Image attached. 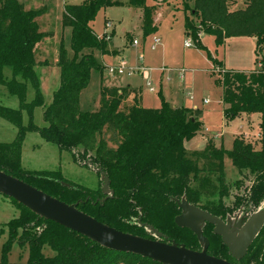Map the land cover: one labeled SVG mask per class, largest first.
<instances>
[{
  "label": "trees",
  "instance_id": "16d2710c",
  "mask_svg": "<svg viewBox=\"0 0 264 264\" xmlns=\"http://www.w3.org/2000/svg\"><path fill=\"white\" fill-rule=\"evenodd\" d=\"M171 1L85 0L80 5H65L63 26L71 29L72 54L61 43L57 62L60 85L54 92L52 103L47 106L35 70L38 66L35 49L46 37L38 23L43 12L41 9H25L18 0H0V84L20 101L19 109L0 105V117L18 129L13 142L0 143V171L69 205L79 203L80 211L119 231L201 251L203 245L197 236L175 223L182 212L177 201L184 198L213 216L224 217V207L202 200L203 196L224 191L221 187L226 159L239 173L254 177L247 202L259 207L264 201V59L260 71L225 69L216 81L223 88L224 113L228 119L241 115L261 116L259 149L243 138H236L230 150L210 143L191 153L186 146L202 129V112L174 108L163 98L160 108H145L138 101V92L131 91V87L102 86L98 109L87 112L80 109V95L89 85L92 70L101 69L95 52L107 53L106 35L99 37L92 27L98 13L124 5L140 11L142 31L147 37L159 30L154 19L157 5ZM229 1L193 0L194 16L200 17L203 25L201 34L213 36L218 47L229 38H255L256 51L264 50V0H249L245 9L236 11H230ZM185 22L186 33L191 32L197 39V46L207 50L188 17ZM208 57L222 66V62L209 52ZM6 68L12 71L11 79L5 76ZM30 82L35 98L27 102ZM131 95L134 100L130 104L127 102ZM37 107L44 108L45 127L34 123ZM23 111L30 117L27 126L23 125ZM106 131L117 136L116 147H111L105 139ZM29 132H37L60 151L69 152L77 165L92 169L99 176L104 175L112 193L104 192L102 180L98 188L90 189L70 183L61 170L25 169L22 150ZM212 177L218 178L221 186L217 187ZM19 205L22 207L21 216L7 223L8 238L2 248L0 264H131L136 260L141 264H161L104 248ZM148 226L162 233L163 237H154L147 230L150 229ZM3 233L1 229V235ZM203 233L210 241V255L234 264H264V224L241 259L232 256L221 236L214 233V225L205 223ZM16 243L29 250L24 263L9 261ZM46 247L54 252L53 256L44 254Z\"/></svg>",
  "mask_w": 264,
  "mask_h": 264
},
{
  "label": "rangeland",
  "instance_id": "374dc122",
  "mask_svg": "<svg viewBox=\"0 0 264 264\" xmlns=\"http://www.w3.org/2000/svg\"><path fill=\"white\" fill-rule=\"evenodd\" d=\"M18 1L24 5L25 9H41L43 12L38 18V23L46 37L36 46L35 57L38 66L35 70L40 86L42 85L41 91L45 104L49 105L60 84V69L57 62L61 43L72 54L70 50L71 29L63 26L64 7L65 5H80L85 0ZM122 1L125 2L126 0ZM149 1L152 3V0ZM248 2L249 0H230V11L245 9ZM193 9V0H172L168 4L157 5L154 19L160 30L159 33L154 34L161 39V44L155 50L151 49L154 34L147 37L143 34L140 11L127 5L101 10L92 23V27L99 37L108 32L106 35L109 36V39H105L107 53L95 52V58L100 63L101 69L100 71L92 70L89 85L80 95V109L84 112L98 109L103 78L107 83L114 79V84H124L126 80L133 84H142L143 86L139 88H132V90L138 92L139 103L142 105L141 100L144 96V107L160 108L161 98L167 100L163 96L164 91H158L159 84L156 78L164 73L166 78L172 77V80L175 78L173 84H177L180 88L179 94L172 97L173 105L167 101L172 107H191L196 104L205 111V115L201 119L205 127L202 126L201 131L193 140L199 145L187 144L186 146L191 153L198 151L197 149H203L210 143L230 150L236 138H243L259 149L260 145L257 139L260 138V115L254 114L250 120L246 115L228 119L224 113L226 107L223 103V88L216 81L226 68L230 70L260 71L263 67L261 62L264 59V50L256 51V39L248 37L229 38L223 46L218 47L213 36L205 33L201 34L203 31L201 18L194 16ZM185 17L189 18L192 27L197 30V34L199 31V41L207 50L197 46L198 43H195L197 39L191 35V32L186 33ZM107 24H110V26L107 27ZM135 39L143 41L141 47L136 48L131 45ZM188 40L192 41V46L189 48L185 46ZM121 52V57L116 58ZM208 52L218 62H222V66L213 63L208 57ZM140 53H144L146 56L143 62L138 60ZM122 60L127 63L131 72L128 71L121 76H111L106 67L116 65ZM181 69L185 70L184 79L179 76ZM133 70H136V72ZM4 73L7 78H11L12 74L9 68H6ZM148 83H151L155 92H150ZM34 98L35 90L30 82L28 83L27 102H31ZM133 100L134 97L131 95L127 103L131 104ZM0 104L15 109L20 107L19 99L9 94L7 88L1 84ZM34 123L38 127L47 126L44 120V108L37 107L35 109ZM28 124L29 116L26 111H23V125L27 126ZM206 128L208 131H206ZM17 135V127L0 117V142H12ZM105 139L111 147L118 145L119 140L111 131L105 132ZM22 165L30 171L61 170L64 178L70 183L90 189L98 188L101 180L104 181L105 186L104 175L99 176L94 170L77 165L69 152L60 151L56 145L46 142L37 132H29L26 135ZM253 180V176L249 173H239L232 162L226 159L224 183L221 187L224 191L219 194L220 190H218L215 195L203 196V202H214L224 207L225 216H221L220 219L227 226L225 231L231 237H236L238 235L237 230L252 216L264 212V201L259 207H256L251 206L250 202L248 203L246 200L248 189L251 187ZM212 181L217 187L221 186L218 178L212 177ZM183 199L178 201L182 202ZM21 213L22 207L19 204L0 194V260L3 245L8 238L7 223L12 219L19 218ZM1 229L4 230L2 235ZM147 230L154 237L158 236L156 231ZM44 254L53 256L54 252L46 247ZM28 256V248H21L16 243L9 255V261L24 263L27 261ZM131 264L141 263L136 260Z\"/></svg>",
  "mask_w": 264,
  "mask_h": 264
},
{
  "label": "water",
  "instance_id": "95a60500",
  "mask_svg": "<svg viewBox=\"0 0 264 264\" xmlns=\"http://www.w3.org/2000/svg\"><path fill=\"white\" fill-rule=\"evenodd\" d=\"M108 184V179H105L104 192L112 193ZM0 194L23 205L38 216L76 232L104 248L138 255L161 264H234L208 253L210 241L203 233L204 224L214 225V233L221 236L236 259L246 255L264 224V212L257 213L237 230L236 237H231L225 231L227 226L220 218L189 204L186 199L182 202L177 201L182 212L176 217L175 223L180 228L190 229L203 245L201 251H194L174 242L152 240L119 231L80 211L79 203L69 205L2 171ZM101 201L104 202V199ZM148 228L156 231L158 238L163 237L162 233L151 226Z\"/></svg>",
  "mask_w": 264,
  "mask_h": 264
},
{
  "label": "crops",
  "instance_id": "0c3cea01",
  "mask_svg": "<svg viewBox=\"0 0 264 264\" xmlns=\"http://www.w3.org/2000/svg\"><path fill=\"white\" fill-rule=\"evenodd\" d=\"M159 30H160V27H159ZM159 30H158V33H159ZM154 35H156V34H154ZM119 51V50H118ZM256 52V51H255ZM121 55H122V52L120 53V54H118L117 56H116V58H120L121 57ZM227 69V68H226ZM11 70V69H10ZM228 70H230V69H228ZM232 70H235V69H232ZM142 71H144V70H142ZM237 71H244V72H248V71H252V70H248V71H245V70H237ZM11 74H12V71H11ZM114 77H116V76H114ZM7 78V77H6ZM11 78H12V75H11ZM11 78H7V79H11ZM157 79V83L159 84V89H158V91L160 92L161 90H163L164 91V93H163V96H164V98H166V100L168 101V102H170L171 104H172V97H175V95L176 94H179V92L178 91H180V88L177 86V84H173V82H174V80H175V78L172 80V77H170V78H166L165 77V75H164V73H162L161 75H158V77L156 78ZM184 79V78H183ZM113 81H114V79L110 82V83H107L106 81H104V78H103V80H102V85H101V87L102 86H105V87H117V88H127V87H131V90H132V88L133 89H135L136 87H140V86H143L142 84H133V83H131V82H129V80H126V82L124 83V84H114L113 83ZM182 82V81H181ZM60 85V84H59ZM169 86V87H168ZM181 86H182V84H181ZM40 88H41V90H42V85L40 86ZM175 89H177V90H175ZM8 90V89H7ZM144 90V89H143ZM183 92H184V90H182ZM9 92V91H8ZM10 94V93H9ZM13 96V95H12ZM143 99H144V96H143V98H142V100H141V103H142V106L144 107V104H143ZM169 99V100H168ZM34 100V99H33ZM32 100V101H33ZM31 101V102H32ZM53 101V100H52ZM52 103V102H51ZM50 103V104H51ZM49 104V105H50ZM1 105V104H0ZM173 105V104H172ZM48 106V105H47ZM161 107V106H160ZM174 108H180V107H175V106H173ZM10 108V107H9ZM20 108V107H19ZM18 108V109H19ZM146 108V107H145ZM185 108H190V109H198L199 107L195 104V105H193V106H191V107H185ZM12 109H15V108H12ZM158 109V108H157ZM200 109V108H199ZM198 109V110H199ZM200 111L202 112V115L200 116V120L201 119H203V117H204V113H205V111L203 110V109H200ZM27 113V112H26ZM28 114V113H27ZM29 116V115H28ZM243 116V115H242ZM253 115H251V116H248L247 118L250 120L251 119V117H252ZM260 118H261V116H260ZM22 121H23V117H22ZM29 121H30V117H29ZM201 122H202V120H201ZM260 122H261V119H260ZM203 123V122H202ZM203 127H205L204 126V123H203ZM206 131H208L207 130V128H206ZM259 132H261L260 131V127H259ZM260 137V136H259ZM17 138V137H16ZM195 139V138H194ZM193 139V140H194ZM191 141L189 144L190 145H192V146H195V145H199V143H195V141ZM257 140H260V138H258ZM13 142V141H12ZM0 143H2V142H0ZM7 143H11V142H7ZM23 148H24V144H23ZM225 148V147H224ZM226 149V148H225ZM197 150H199V149H197ZM22 161H23V150H22ZM28 170V169H27ZM34 171H38V170H34ZM40 171H44V170H40Z\"/></svg>",
  "mask_w": 264,
  "mask_h": 264
},
{
  "label": "built area",
  "instance_id": "2783aa9c",
  "mask_svg": "<svg viewBox=\"0 0 264 264\" xmlns=\"http://www.w3.org/2000/svg\"><path fill=\"white\" fill-rule=\"evenodd\" d=\"M108 26H110V24H107V27ZM106 34H108V32H106L105 35ZM152 38H153V43L151 45V49L152 50H155L157 48V46L161 44V39L158 36H155V35H153ZM104 39H109V36H107V35L104 36ZM142 44H143V41H139L138 39H135L132 42L131 45L133 47H136L137 48V47H141ZM185 46L188 47V48L191 47L192 46V41L191 40H188L186 42ZM145 59H146L145 54L144 53H140L139 56H138V60L140 62H143ZM106 70L108 71V73L111 76H121V75H124L125 73H127L128 71L131 72V70L128 68L127 63L124 60H122L121 62H119L116 65H111V66L106 67ZM133 71L136 72V70H133ZM184 73H185V70L184 69H181L180 70V75H179L181 79L184 78ZM148 86L150 87V92H155L154 88L151 86V83H148ZM121 264H123V263H121Z\"/></svg>",
  "mask_w": 264,
  "mask_h": 264
}]
</instances>
